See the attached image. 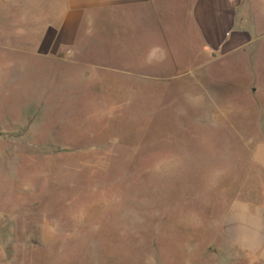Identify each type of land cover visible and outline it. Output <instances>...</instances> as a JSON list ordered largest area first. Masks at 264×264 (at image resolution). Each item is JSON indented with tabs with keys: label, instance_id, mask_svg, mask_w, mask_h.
<instances>
[{
	"label": "rangeland",
	"instance_id": "1",
	"mask_svg": "<svg viewBox=\"0 0 264 264\" xmlns=\"http://www.w3.org/2000/svg\"><path fill=\"white\" fill-rule=\"evenodd\" d=\"M193 2L90 11L57 52L39 38L65 0H0V264H229L264 137V0H233L251 41L228 53Z\"/></svg>",
	"mask_w": 264,
	"mask_h": 264
},
{
	"label": "crops",
	"instance_id": "2",
	"mask_svg": "<svg viewBox=\"0 0 264 264\" xmlns=\"http://www.w3.org/2000/svg\"><path fill=\"white\" fill-rule=\"evenodd\" d=\"M148 0H65L66 12L54 25L43 29L42 42L49 38L57 52L75 43L81 23L90 11L140 5ZM233 0H194L190 18L209 45L218 51L243 48L250 38L233 31ZM262 130V129H261ZM264 135V128L260 132ZM252 155L259 169L257 179L249 181L241 196L232 200L224 216L229 264H264V137L252 138ZM261 172V173H260Z\"/></svg>",
	"mask_w": 264,
	"mask_h": 264
}]
</instances>
